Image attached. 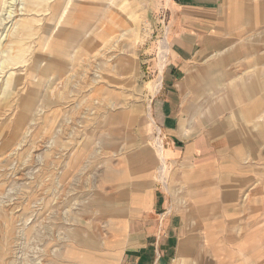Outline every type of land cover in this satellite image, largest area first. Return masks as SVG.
Returning <instances> with one entry per match:
<instances>
[{
  "label": "rangeland",
  "instance_id": "1",
  "mask_svg": "<svg viewBox=\"0 0 264 264\" xmlns=\"http://www.w3.org/2000/svg\"><path fill=\"white\" fill-rule=\"evenodd\" d=\"M150 3L0 0V264H94L117 201L103 176L141 135L143 159L181 194L152 116L169 44ZM246 162L256 184L222 200V223L206 229L218 244L196 254L205 264H264V145Z\"/></svg>",
  "mask_w": 264,
  "mask_h": 264
},
{
  "label": "crops",
  "instance_id": "2",
  "mask_svg": "<svg viewBox=\"0 0 264 264\" xmlns=\"http://www.w3.org/2000/svg\"><path fill=\"white\" fill-rule=\"evenodd\" d=\"M150 11L169 44L152 116L181 194L143 159L142 135L123 147L130 157L103 176L104 199L117 201L94 264H205L196 254L218 244L206 229L222 223V200L256 184L246 157L264 145V0H151Z\"/></svg>",
  "mask_w": 264,
  "mask_h": 264
},
{
  "label": "bare ground",
  "instance_id": "3",
  "mask_svg": "<svg viewBox=\"0 0 264 264\" xmlns=\"http://www.w3.org/2000/svg\"><path fill=\"white\" fill-rule=\"evenodd\" d=\"M66 1H67V0H66ZM3 2H4V1H3ZM70 2H72V1H70ZM70 2H69L68 4H70ZM2 4H4V3H2ZM68 4H67V5H68ZM41 9H42V8H41ZM36 10H38V9H36ZM45 10H46V9H45ZM55 10H56V9H55ZM65 10H66V9H65ZM60 11H61V10H60ZM83 11H84V10H83ZM119 11H120V10H119ZM10 12H11V11H10ZM67 13H68V10H67ZM64 14H65V13H64ZM65 15H66V14H65ZM65 15H64V16H65ZM54 16H55V15H54ZM73 17H74V16H73ZM59 18H60V17H59ZM72 19H73V18H72ZM72 19H71V20H72ZM77 19H78V18H77ZM61 20H62V19H61ZM57 21H59V20H57ZM62 21H63V20H62ZM104 22H105V21H104ZM56 23H57V22H56ZM57 25H58V24H57ZM57 25H56V26H57ZM104 25H105V24H104ZM116 25H117V24H116ZM105 26H106V25H105ZM54 28H55V27H54ZM103 28H104V26H103ZM96 29H97V28H96ZM105 30H106V29H105ZM53 31H54V30H53ZM92 33H93V32H92ZM110 33H111V35H115V34H116V32L111 31V30H110ZM110 33H109V34H110ZM94 37H95V36H94ZM110 37H111V36H110ZM110 37H108V38H110ZM114 37H115V36H114ZM100 38H101V37H100ZM106 39H107V38H106ZM106 39H105V40H106ZM116 39H117V38H116ZM100 40H101V39H100ZM105 40H104V41H105ZM101 42H102V41H101ZM107 43H108V42H107ZM105 44H106V43H105ZM103 47H104V46H103ZM99 48H100V47H99ZM164 48H165V47H164ZM95 49H96V48H95ZM98 50H99V49H98ZM98 50H97V51H98ZM69 53H70V52H69ZM163 55H165V54H163ZM97 56H98V54H97ZM132 61H133V60H132ZM132 61H131V60H127V61H125V64H130ZM163 63H164V62H163ZM77 65H78V64H77ZM162 65H163V64H162ZM160 84H161V83H160ZM153 89H154V88H153ZM157 92H158V91H157ZM160 148H162V146H160ZM160 150H161V149H160ZM161 155H162V153H161Z\"/></svg>",
  "mask_w": 264,
  "mask_h": 264
}]
</instances>
